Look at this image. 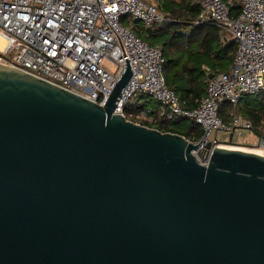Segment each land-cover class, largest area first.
Returning a JSON list of instances; mask_svg holds the SVG:
<instances>
[{"label": "water", "instance_id": "1", "mask_svg": "<svg viewBox=\"0 0 264 264\" xmlns=\"http://www.w3.org/2000/svg\"><path fill=\"white\" fill-rule=\"evenodd\" d=\"M131 76L101 105L0 64V264H264V154L116 113Z\"/></svg>", "mask_w": 264, "mask_h": 264}, {"label": "built area", "instance_id": "2", "mask_svg": "<svg viewBox=\"0 0 264 264\" xmlns=\"http://www.w3.org/2000/svg\"><path fill=\"white\" fill-rule=\"evenodd\" d=\"M199 5L193 24L220 28L223 40L236 45V53L229 71L208 75L206 92L196 100L195 108H184L167 85L163 47L142 39L123 22L134 19L150 27L155 22L174 21L159 2L0 0V64L20 68L104 105L129 63L132 76L116 113L126 116V106L144 93L158 102L162 118L185 117L199 124L203 148L207 143L212 149L229 147L217 134L232 137L236 130H253L238 105L246 95L264 92V0H242L236 17L231 15L230 1L199 0ZM105 61L113 66L109 68ZM224 102L235 108L229 122L220 115ZM136 117L139 121L126 116L141 124L158 122L149 107L139 110ZM258 145L264 148L263 137Z\"/></svg>", "mask_w": 264, "mask_h": 264}, {"label": "trees", "instance_id": "3", "mask_svg": "<svg viewBox=\"0 0 264 264\" xmlns=\"http://www.w3.org/2000/svg\"><path fill=\"white\" fill-rule=\"evenodd\" d=\"M230 1L231 15L236 17L242 7V0H226ZM159 5L161 8L168 13L174 21L168 22L170 25L175 27L186 28L184 33L182 32H171L166 31L163 28H148L146 29L140 21L124 19L125 24L130 25V27L135 31V33L142 39L148 41L151 44V40L155 37L170 32L171 37L162 44L165 56V62L163 64V73L167 85L173 89L179 96L182 106L184 108H195L197 106L196 100L205 94L207 89V76L205 78L200 77L204 71L201 67L196 65H190V54H198L205 61L210 60L213 64L222 66V68H227L235 57L236 45L234 43H220L221 39V29L214 26H189V23L193 24L200 12L199 0H159ZM178 44L175 46V43ZM165 44H169V57L166 53L168 52ZM180 51H185L187 54L186 58L179 55ZM179 63L183 65L181 69H178ZM177 68V69H176ZM264 93H261L259 100L257 101L258 106H250L252 100H247L251 95H246L238 105V109L243 110L246 114L247 119H249L253 125V132L258 134L260 137L264 138ZM245 102L248 106L247 108L241 107V103ZM230 105V107H229ZM134 102H131L126 106L124 112L129 119L134 121H139L136 117V113L140 110ZM225 108L227 111H225ZM229 110V111H228ZM233 111V105L229 102H224L220 108V115L227 122L230 121V113ZM157 112H155L156 114ZM185 120L191 121L189 127L185 130L178 129V126H171V122L174 124H181ZM175 121V122H173ZM142 124L148 125L150 127L158 128L162 131L177 132L186 136L188 139L193 141H198L203 136L202 127L193 120H189L185 117H178L175 120L160 119L157 123H151L149 121H141ZM201 127V128H200ZM258 145V143L256 144Z\"/></svg>", "mask_w": 264, "mask_h": 264}, {"label": "rangeland", "instance_id": "4", "mask_svg": "<svg viewBox=\"0 0 264 264\" xmlns=\"http://www.w3.org/2000/svg\"><path fill=\"white\" fill-rule=\"evenodd\" d=\"M148 1H152L154 3L158 2L159 0H148ZM132 22H134L135 20H131ZM140 24H142V26H144L146 29L148 28H163L166 31H171V32H182L184 33L186 31V28H182L181 27H175L174 25H170L168 22L165 23H160V22H155L152 26L148 27L147 25L143 24L140 22ZM189 26H194V24L189 23ZM206 26V25H203ZM171 37L170 32H167L164 35H161L159 37H155L154 40H151L152 43H162L164 44L167 39ZM178 44V42L175 43V46ZM167 49V51L169 50V44H165L164 45ZM187 52H183L180 51L179 55L182 58V61H184L183 58H186ZM167 57H169V51L166 53ZM104 64L106 66H109V68H111L113 65L110 62L105 61ZM183 67L182 63H179L178 69H181ZM177 69V68H176ZM207 75L206 74H200V77L205 78ZM262 97H264V95H262ZM252 100L251 102L254 101H258L259 100V96H255V95H251L249 98H247V100ZM145 100V99H144ZM142 100V101H144ZM147 100H149V98H147ZM245 102L241 103V107H243ZM230 107V105H229ZM227 109L229 108H225V111H227ZM235 110V108L233 107V111ZM229 111V110H228ZM241 114L244 113L243 110H240ZM243 115V114H242ZM244 116V115H243ZM175 122V121H173ZM171 126H180L181 124H174V123H170ZM191 124V121L185 120L184 121V125L186 127H189V125ZM201 128V127H200ZM253 132L252 130H244V129H240V130H236L234 135L230 138L234 141V145L233 147H238V148H244L246 150H257L260 151L262 154H264V148L259 147V145H256L257 143H259V137L257 136V134L255 132ZM177 133V132H176ZM223 134L219 133L217 134L218 137H221ZM223 137V136H222ZM226 137V136H225ZM224 138V137H223ZM229 138V137H227ZM259 152V153H260Z\"/></svg>", "mask_w": 264, "mask_h": 264}, {"label": "crops", "instance_id": "5", "mask_svg": "<svg viewBox=\"0 0 264 264\" xmlns=\"http://www.w3.org/2000/svg\"><path fill=\"white\" fill-rule=\"evenodd\" d=\"M222 32V35H221V39H220V43H224L225 45L228 43H233V42H226L223 40V31L221 30ZM157 44H160V43H157ZM161 45V44H160ZM189 58H190V65H196L198 67H201V69L204 71L203 74H206L207 75V79H208V75H211V74H214V73H219V72H224V71H229L230 69V66L232 64V62L230 64L227 65V68H222V66H218L216 64H213L212 61H208V60H204L201 56H199L197 53L192 55V53L190 54L189 52ZM205 68H209V71H206ZM208 82V80H207ZM264 93V92H263ZM147 98H149V100H147ZM145 99V100H144ZM144 100V101H142ZM133 102L138 106V107H141L140 110L144 109V108H152L153 109V116L155 118L158 119V122L160 119H163L160 114H159V104L158 102H156L155 100H153L151 97L145 95L144 93H139L133 100ZM258 106L257 104V101H254V102H251L250 106ZM247 104L244 103V107L247 108ZM155 112H157L155 114ZM246 118V114L242 113ZM189 120H192V119H189ZM187 127L184 125V122H181V125L178 126V129L180 130H185ZM253 133V132H251ZM224 138H223V137ZM221 138L225 141V142H228L227 144H229L230 146H233L234 145V141L231 138V136H226L225 135H222ZM257 136L260 138V136L257 134ZM229 137V138H227Z\"/></svg>", "mask_w": 264, "mask_h": 264}, {"label": "bare ground", "instance_id": "6", "mask_svg": "<svg viewBox=\"0 0 264 264\" xmlns=\"http://www.w3.org/2000/svg\"><path fill=\"white\" fill-rule=\"evenodd\" d=\"M233 147V146H232ZM236 148H238V147H236ZM240 149H242V148H240ZM244 149V148H243ZM246 150V149H245ZM251 151H255V152H260V151H257V150H251ZM260 154H262L261 152H260Z\"/></svg>", "mask_w": 264, "mask_h": 264}]
</instances>
